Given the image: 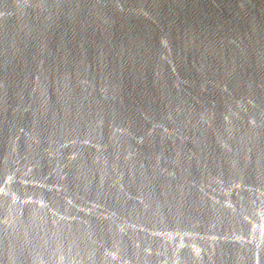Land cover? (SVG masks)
<instances>
[{
  "label": "water",
  "instance_id": "95a60500",
  "mask_svg": "<svg viewBox=\"0 0 264 264\" xmlns=\"http://www.w3.org/2000/svg\"><path fill=\"white\" fill-rule=\"evenodd\" d=\"M0 264H264V0H0Z\"/></svg>",
  "mask_w": 264,
  "mask_h": 264
}]
</instances>
